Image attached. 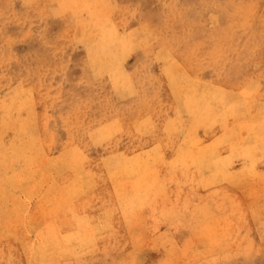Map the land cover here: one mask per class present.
Returning <instances> with one entry per match:
<instances>
[{
    "label": "rangeland",
    "instance_id": "rangeland-1",
    "mask_svg": "<svg viewBox=\"0 0 264 264\" xmlns=\"http://www.w3.org/2000/svg\"><path fill=\"white\" fill-rule=\"evenodd\" d=\"M0 188L2 263L264 264V0H0Z\"/></svg>",
    "mask_w": 264,
    "mask_h": 264
},
{
    "label": "bare ground",
    "instance_id": "bare-ground-1",
    "mask_svg": "<svg viewBox=\"0 0 264 264\" xmlns=\"http://www.w3.org/2000/svg\"><path fill=\"white\" fill-rule=\"evenodd\" d=\"M169 76H170V79H173V77L170 74H169ZM173 81L175 83H177L176 80L173 79ZM189 83H190L189 81H186L184 83V85L181 86L180 91L183 90L184 93L187 95L190 106L195 105V103H197L199 99L201 100V103L207 104L208 103V97H210V96H208V94H202L201 96H199V98L197 100H194L193 94L197 93L196 91L198 88L197 87L191 88ZM188 100H186V107H188ZM221 102H220V104L222 105ZM27 135H28V132L23 131V138H26ZM34 141H35L34 137H32V136L26 138L23 141L24 142L23 148H24V151L26 153L27 158H28V153H29L28 149H30V152L32 154H34V151H35V149L33 147ZM38 154H39V152H37V155ZM70 163H71V160H70ZM74 163L75 162L72 160V164H74ZM142 167L143 166H133V167L126 169L123 173L133 174L136 171L140 170ZM122 174L114 175L112 177H109L108 174H106V175H107L108 180H114L120 176H124ZM96 183L100 184L99 181H97L96 179L90 178L88 176L85 177L83 180V184L86 187H90L92 184H96ZM135 194H136V191L134 190L131 194V197L125 201L124 208H127V207H128V209L132 208V199L134 200ZM8 204L10 205V211L13 210L14 208L18 209L20 207V206H18V204L16 202H14L13 196L7 195V193H5V192H1V188H0V217L4 216L3 210H4V208L6 209L8 207ZM5 216H6V214H5ZM91 228L92 227L90 225H84L82 230L85 233H90L92 231ZM86 237H87V235H84L81 233H77V234L72 233L70 235L60 234L55 241L53 239H47V238L43 239L41 241V243H39L38 245H36L32 249V251L30 252V256L28 258H26V262L23 263L20 261V263L21 264H30V263H32V264H64L69 259L77 258V260H75L76 262H73V263L84 264L85 262L88 261V257H86L87 252L84 253L80 257V252L83 251L84 247H82V249H81V246H80L81 242L78 240L79 239L85 240ZM68 243H71V244L68 245ZM77 261H79V262H77ZM2 262H3V260H1L0 264H9L10 263V262H4V263H2ZM10 264H14V262H12Z\"/></svg>",
    "mask_w": 264,
    "mask_h": 264
}]
</instances>
